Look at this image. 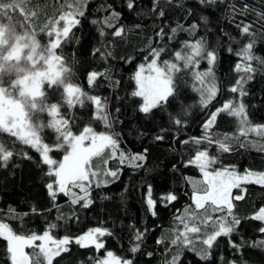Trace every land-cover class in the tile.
Instances as JSON below:
<instances>
[{
    "label": "trees",
    "instance_id": "1",
    "mask_svg": "<svg viewBox=\"0 0 264 264\" xmlns=\"http://www.w3.org/2000/svg\"><path fill=\"white\" fill-rule=\"evenodd\" d=\"M244 4H248L250 10L240 16L238 10ZM233 5L237 13H233ZM160 10L164 11V16L159 15ZM80 11L83 15L75 17L79 24L72 28L69 37L60 38L58 48L51 49L55 35L49 33L54 26L63 25L60 17ZM113 12L119 16H113ZM261 12H264V0H217L212 5L201 4L199 0H172L171 4L167 0H134L133 9L127 7V0H0L1 28L12 38L29 40L38 55L45 56L50 50L60 62L61 79L51 83L44 81L41 95L32 102L21 94L18 84L19 77L30 67L28 59L24 63L19 57L7 59L8 56H4L0 61L3 63L0 64V89L21 100L28 123L41 130L44 142L54 147L58 143L57 134L49 125L53 119L50 112L55 106L62 116L69 118L74 134L90 126L97 133L113 134L119 142L116 156L105 149L100 156L92 158V170L97 178L91 181L92 203L83 208V202L72 205L70 197L62 193L53 201L46 185L54 177L47 175L48 166L42 164L39 153L15 141L12 133L1 127L0 140L15 142L17 154L7 165L0 166V222L7 223L14 234L25 237L43 235L45 231L56 240L69 237L72 241L67 246L69 250L54 257L52 264H96L107 251L131 260L132 264H170L177 253L171 239L183 228L175 218L183 215L186 208H195L190 181L203 180L199 168L188 164L197 150L219 156V163L213 165V169L234 166L238 174L246 170L264 172V151L259 150V146L264 145V137L251 133L247 139L240 137L235 118L225 113L217 117L210 135L220 139L225 134L233 137V151L220 153L215 144L206 141L200 145L191 143L192 137L203 136V124L210 114L229 99H242L251 123L264 125V65L252 62L257 71L245 85L248 95L239 98L229 91L242 75L235 71V66L242 62L237 53L245 45L254 41L253 55L264 59V19L257 15ZM202 17H206L207 22ZM241 22L251 25L252 35L241 34L237 27ZM193 24L198 26L194 34L179 30L173 34L171 31L178 25L188 29ZM118 28L124 29L120 37L113 34ZM161 29L164 30L162 36L158 35ZM200 39L207 41L219 54L215 65L219 88L216 98L203 107L200 94L193 90L192 71H204L208 67L206 60H202L196 69L181 67L175 74L176 94L170 97L168 104L154 109L151 114L140 112L143 101L132 96L136 89L134 76L140 65L151 62V50L164 49L157 58L158 65L163 66L164 61L181 65L175 53L187 51L184 42ZM36 66L45 68L41 59ZM93 71L106 73V76L98 77L95 85L89 86L88 73ZM66 86H78L87 95L106 98L111 127L96 118L95 106L90 101L82 106L68 107ZM174 118L181 119L182 125H176ZM157 136L163 139L157 140ZM186 140L188 144L183 143ZM238 141L248 147H240ZM119 152L129 156L142 153L145 159L136 162L139 167L127 160L121 163ZM64 154L63 149L50 153L57 161L62 160ZM108 170L118 171V179L106 175ZM97 179L107 183L97 187ZM149 186L157 202L155 216L146 204ZM73 191L82 195L79 189ZM168 193L177 199L166 205L161 197ZM232 195L243 197L233 200V214L240 219L236 231L230 238H218V245L208 261L182 249L178 264H264V232L260 231L264 221L252 219L264 207V185L244 183L234 188ZM50 225L56 227L50 228ZM96 227L112 233L101 238L104 249L97 251L94 246L81 248L75 244L76 237ZM137 230L144 233V239L139 251L132 253L130 248L135 243L133 237ZM159 239L163 243L157 244ZM229 239L240 247H232ZM25 252L36 259L35 252L43 264H47L37 244ZM0 264H12L8 242L2 237Z\"/></svg>",
    "mask_w": 264,
    "mask_h": 264
},
{
    "label": "snow or ice",
    "instance_id": "2",
    "mask_svg": "<svg viewBox=\"0 0 264 264\" xmlns=\"http://www.w3.org/2000/svg\"><path fill=\"white\" fill-rule=\"evenodd\" d=\"M216 2L217 0H199V3L205 5H212ZM167 3L171 4L172 0H167ZM127 7L133 9L134 0H127ZM249 10V5L244 4L238 10V15L244 16ZM232 11L233 13H237L234 5L232 6ZM76 15L82 16L83 12H69L61 16L60 20L64 21L62 30L53 27V31L49 33L50 36L53 33L56 36V39L51 43L53 49L60 46L61 37H69L72 28L79 24V20L75 18ZM112 15L115 17L119 16L115 12ZM159 15L164 16V11L160 10ZM257 15L261 19H264V12L258 13ZM202 19L207 22L206 17H202ZM197 27L196 24H193L188 29H184L182 25H178L177 28H173L171 31L173 34L178 30L188 31L190 34H194ZM237 27L240 29L242 35H252L251 25L241 22ZM123 31V28H118L113 34L120 37ZM163 33L164 30L161 29L158 35L162 36ZM101 34L103 35V33ZM225 36H228L230 40L232 39L228 33H225ZM253 45L254 41H250L237 53V55L242 57V62L236 64L235 71L242 73V75L229 88V91L237 94L239 98L248 95L245 85L253 78L252 74L257 71L253 67L252 62L256 61L264 65V59L253 55ZM183 47L187 50L186 52L178 51L175 53V59L181 61V65L170 61H164L163 66L158 65L157 58L164 51L163 48H160L152 49L150 52L153 58L147 65V75L144 74L145 66L143 64L139 66L134 76L136 89L132 92V96L142 99L143 103L139 107L140 112L146 115L151 114L154 109L162 108L165 104H168L170 97H174L176 94L175 74L181 71V67L189 70L196 69L202 60H206L208 67L204 71H192L194 81L193 90L200 94V104L203 107H207L216 98L219 91L215 77V65L219 59L218 51L208 45L204 39L196 40L195 42L186 41ZM97 51L99 52L100 50L97 49ZM229 51H232V49L229 48ZM102 76H106V73L89 72L87 77L89 86L95 85L98 77ZM65 95L67 98V106L70 108L76 105L82 106L85 104V101H90L95 106L96 118L103 121L105 126L111 127V121L107 114L106 98L97 95H87L78 86H69L65 90ZM53 108L54 110L50 112L53 119L49 128L53 129L57 134L58 143L54 147L44 142L41 136V130L25 126L23 122L19 124L13 123L14 120L19 119L13 114L9 116V124L11 125L9 131L12 133L15 141L28 145L38 152L42 164L48 166L47 175L54 177V180L49 182L46 188L53 201L56 200L58 194L62 193L70 197V203L72 205L83 202L82 207L88 208L92 203L90 198L91 181L97 178V173L92 170V158L100 156L105 149H110L111 155L116 156L119 148L118 139L113 134L97 133L90 126L84 127L79 134H74L69 127V118L62 116L60 109H56L55 106ZM221 113L235 118L240 137L247 139L250 133L264 137V125H253L251 123L247 106L243 100L229 99L210 114L209 118L203 124V136L199 138L192 137V144L200 145L206 141L209 144H215L220 153H229L234 150L232 146L233 137L225 134L223 139H220L213 138L210 135V129L216 124L217 117ZM174 123L178 126L182 125V121L179 118H174ZM156 139L161 140L163 137L157 136ZM238 142L240 147H248V144L241 141ZM183 143L188 144L189 141L186 140ZM61 149L65 151V154L62 160L57 161L50 153ZM259 150L264 151V145L259 146ZM145 151L147 150L145 149ZM16 154L15 142L7 143L0 140V166L7 165ZM27 158L31 159V157ZM144 159L145 156L142 153L129 156L124 152H119V160L121 163L127 160L133 166L139 167L140 165L136 162ZM218 163L219 156H210L207 150H197L195 156L188 161V164L195 165L199 168L203 180L190 181L194 188L192 203L195 208H186L183 215L175 218L183 225V228L182 230H177L175 232V238L171 239V244L176 246L177 253L173 256L170 264H178L180 262L182 249H187L194 253L202 261H208L211 258L212 250L218 245V238H230L240 223V219L233 214V200H240L243 197H233L232 189L239 188L241 183L264 185V172L246 170L241 175L236 172L234 166H222L213 169L212 166ZM106 175L111 176L113 180L118 179V171L108 170ZM101 183H107V181L97 179L96 186L99 187ZM73 189H79L82 195H78ZM176 199L177 197L171 193L161 197V200L166 205ZM146 204L148 211L155 216L157 214V202L152 198L151 186H149ZM210 213L218 215L213 216ZM252 219L264 221V207L260 208L252 216ZM49 227L54 228L56 225H50ZM260 231L264 232V228H261ZM111 235L112 233L108 229L96 227L76 237L74 242L81 248L94 246L99 251L105 248V244L101 238ZM0 237L8 241V252L12 264H43L39 255L35 252L33 255L36 256V259H32L24 251L25 247L34 248L35 241H41L39 244V254H42L47 264H52L53 258L60 256L61 253L67 252L69 250L67 246L72 242L69 237H64L59 240L53 239L49 231H45L43 235L33 234L28 237L16 235L7 223L2 222H0ZM133 239L135 243L130 248V251L136 253L140 249V244L144 239V233L137 230ZM156 243H163V240L159 239ZM229 243L234 248L240 247L232 243L231 239H229ZM96 264H132V261L118 257L112 251H107L106 257L98 260Z\"/></svg>",
    "mask_w": 264,
    "mask_h": 264
},
{
    "label": "rangeland",
    "instance_id": "3",
    "mask_svg": "<svg viewBox=\"0 0 264 264\" xmlns=\"http://www.w3.org/2000/svg\"><path fill=\"white\" fill-rule=\"evenodd\" d=\"M62 23H63L62 26H54V27L62 30L64 26V21H62ZM34 51L35 49L32 46L31 42H29V40L27 41L25 39L12 38L7 33V31L2 29L0 26V61L3 60L4 56H8L7 59H13L19 57V60L24 63L26 59H28L27 62L30 63V67L28 68L26 73H23L19 77L18 84L20 86L21 94L25 95L26 100L29 101L32 100V102L34 101V99H36V97L41 95L40 93L44 81L51 83L60 80L62 73L60 68V62L53 55V52H50L49 50V53L44 56V55H38ZM39 59H41L44 62L45 68L41 69V67L39 68L36 66ZM0 64L1 66L3 65L2 62H0ZM147 65H144L145 75L148 74ZM1 66H0V71L2 70ZM68 87L69 86H66L65 89H67ZM10 114H13L19 118L18 120H14L13 123L19 124L20 122H23L25 126L33 128L28 123L27 117L25 115V107L22 104L21 100L19 101L15 99L13 96L11 95L9 96L8 94H6L4 90L0 89V128L2 127L5 130L9 131V129L11 128V125L9 124ZM85 143L87 144V142ZM242 185H244V183H241V186ZM233 190L234 189H232V192ZM34 243L35 245L37 244L39 248V244L41 243V241H35ZM27 248L28 247H25L24 251Z\"/></svg>",
    "mask_w": 264,
    "mask_h": 264
}]
</instances>
